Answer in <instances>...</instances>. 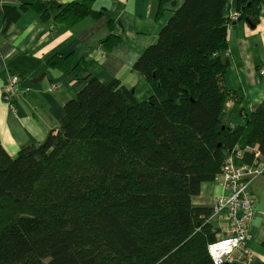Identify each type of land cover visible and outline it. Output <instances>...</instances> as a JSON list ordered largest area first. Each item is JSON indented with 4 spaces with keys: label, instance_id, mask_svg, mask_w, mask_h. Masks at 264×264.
<instances>
[{
    "label": "trees",
    "instance_id": "trees-1",
    "mask_svg": "<svg viewBox=\"0 0 264 264\" xmlns=\"http://www.w3.org/2000/svg\"><path fill=\"white\" fill-rule=\"evenodd\" d=\"M227 3L183 0L133 64L152 89L147 99L117 79L87 77L42 144L11 157L0 143V264H211L206 249L221 230L209 222L212 208L191 199L234 149L252 164L247 148L256 147L264 162V102L241 109L242 124L226 121L229 101L242 100L221 85ZM235 3L238 20L258 21L264 0ZM25 10L68 28L104 15L92 0H26L2 7V31Z\"/></svg>",
    "mask_w": 264,
    "mask_h": 264
},
{
    "label": "crops",
    "instance_id": "crops-1",
    "mask_svg": "<svg viewBox=\"0 0 264 264\" xmlns=\"http://www.w3.org/2000/svg\"><path fill=\"white\" fill-rule=\"evenodd\" d=\"M44 1L63 5L84 0ZM25 2L0 0V143L11 157L17 156L21 147L43 143L64 118V103L74 100L85 86V78L94 77L105 84L117 79L136 93L137 86L145 82L133 71V64L147 47L156 44L160 29L183 0H162L158 16L159 0H92V9L103 10L104 15L96 21L85 17L70 28L42 22L34 12L25 10L2 31V7L18 9ZM227 4L225 15L236 13L235 0ZM259 14L254 27L242 20L226 26L227 49L221 58L227 69L221 85L242 97L238 106L233 101L226 105L227 114L238 118V124H242L241 109L252 113L264 102V76L259 73L264 68V4ZM109 36L118 43L108 50L103 41ZM57 56L62 57L57 59L58 65L50 66L48 62ZM16 74L20 84L11 102L13 112L2 91L7 77ZM228 115L226 121L234 124ZM249 191L256 209L249 224L248 246L253 251V264H264V176L256 178ZM199 193L191 205L207 208L225 194L219 180L203 184ZM210 223L223 229L224 221Z\"/></svg>",
    "mask_w": 264,
    "mask_h": 264
},
{
    "label": "built area",
    "instance_id": "built-area-1",
    "mask_svg": "<svg viewBox=\"0 0 264 264\" xmlns=\"http://www.w3.org/2000/svg\"><path fill=\"white\" fill-rule=\"evenodd\" d=\"M239 16L230 13L228 24L237 22ZM104 58L103 55L100 60ZM259 73L264 76V68ZM19 84L17 76L9 75L2 91L4 101L13 112L15 107L11 102ZM247 149L254 156L252 164L243 162L244 149H234L222 166L221 174L215 178L221 181L225 194L214 200L210 219L224 221V226L215 241L207 246L211 264H253L254 255L248 243L251 240L249 224L255 217L256 203L248 184L264 173V162L260 161L262 156L256 147Z\"/></svg>",
    "mask_w": 264,
    "mask_h": 264
},
{
    "label": "rangeland",
    "instance_id": "rangeland-1",
    "mask_svg": "<svg viewBox=\"0 0 264 264\" xmlns=\"http://www.w3.org/2000/svg\"><path fill=\"white\" fill-rule=\"evenodd\" d=\"M136 90H137V92L135 93V97H136L137 100H145V99H147V97L152 92V89H150V87L148 86L147 83H141V87H140V85H138ZM226 114H227V111H226ZM230 119H231V121L234 124H238L239 123V119L236 118V117H231ZM214 222H219V219L215 218ZM215 226L217 228L218 227H222V225H217V224ZM216 238H217V236H216Z\"/></svg>",
    "mask_w": 264,
    "mask_h": 264
},
{
    "label": "clouds",
    "instance_id": "clouds-1",
    "mask_svg": "<svg viewBox=\"0 0 264 264\" xmlns=\"http://www.w3.org/2000/svg\"><path fill=\"white\" fill-rule=\"evenodd\" d=\"M212 205H213V204H212ZM212 208H213V206H212ZM210 216H211V215H210ZM210 218H211V217H210ZM210 218H209V222L212 220V219H210ZM219 233H220V232H219ZM219 233H218V234H219ZM216 236H217V235H216Z\"/></svg>",
    "mask_w": 264,
    "mask_h": 264
},
{
    "label": "water",
    "instance_id": "water-1",
    "mask_svg": "<svg viewBox=\"0 0 264 264\" xmlns=\"http://www.w3.org/2000/svg\"><path fill=\"white\" fill-rule=\"evenodd\" d=\"M249 25H250V23H249ZM250 26L254 27L252 24H251ZM39 80H40V79H38L37 81H39Z\"/></svg>",
    "mask_w": 264,
    "mask_h": 264
}]
</instances>
